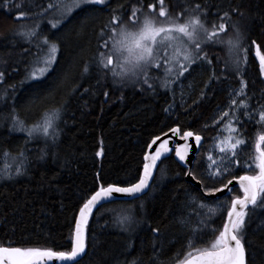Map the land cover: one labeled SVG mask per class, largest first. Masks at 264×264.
Listing matches in <instances>:
<instances>
[{"label":"snow or ice","instance_id":"6c2138e0","mask_svg":"<svg viewBox=\"0 0 264 264\" xmlns=\"http://www.w3.org/2000/svg\"><path fill=\"white\" fill-rule=\"evenodd\" d=\"M111 2L42 0L37 5L35 0H20L12 5L17 9L13 19L27 22L19 23L10 31L12 40L8 44L15 47L17 41H23L30 48H35V52H31L32 59L25 68L24 79L18 84H9L7 88L4 81L8 63L0 58V95L6 96L11 89L14 96L16 90L25 85L33 88L32 99L25 107V112L34 117L33 122L27 123V117L22 118L15 108L5 117L11 121L10 131L26 134L25 143L43 139L46 145L49 142L55 144L61 131L59 124L67 104L66 97L81 87L78 82L74 83L75 74L71 66L60 69L57 77L59 83L55 89L41 87L48 76L57 71L60 40L56 34L77 11L94 14L107 10L110 13L97 34V52L91 64L84 62L81 77L95 66L101 74L110 75L113 81L121 84L131 82L147 86L152 91L157 88L173 90L186 73L191 74L194 67L202 63L212 65L206 47L224 45L228 57L224 70L230 68L241 77L240 88L229 94L227 107L218 110L211 125H204V128L215 127L217 134L211 138L213 143L202 171H197L205 163L201 158L204 137L200 132L180 124L168 127L166 131L161 129L159 134L145 141L140 167L132 178L134 182L118 180L108 183L103 181L100 173L96 174L94 185L80 196L66 250L0 244V264H88L85 257L90 258V220L108 214L111 220L106 223L116 225L123 233L133 232L137 225L147 224L148 221L143 218L142 197L148 196L157 174L161 179L167 177L164 161L172 158L173 154L186 169L183 176L190 177L199 186V196H190L185 190L186 206L206 210L203 215L196 211V227H191V221L187 218L180 220L189 232L184 246L187 251L177 253L173 257L174 264H250L248 248L252 245L245 234L258 211L264 210V131L256 136L255 154L245 159L248 141L244 138L240 115L264 128V105L253 107L249 104L247 82L242 72L248 62L250 48H253L254 58L259 64V75L264 77V45L246 36L238 23L233 21L234 15L242 17L244 13L239 4L233 7L231 0H228L227 9L216 5L215 12L210 11L212 5L207 0H184L181 10L176 13L171 11L166 0H136L130 10L120 3L111 7ZM10 4L11 0H4V8L9 12ZM210 15L216 19L209 21ZM44 27L48 28L47 33ZM29 52L30 49H23L21 54L27 55ZM216 62H220L219 56H216ZM15 70L12 69L13 72ZM161 71V76L152 74ZM219 79L214 71L209 83ZM209 83L205 84V88ZM103 95L108 97L109 93L105 91ZM204 96L205 93L201 91L200 98ZM173 107L169 105L164 111L170 112ZM103 152L101 141L95 155L100 157ZM3 155L11 157L16 163L14 170L11 165L0 170V178L12 179L25 174L29 163L25 150L17 151L14 156L4 151ZM44 155L42 149L39 159H43ZM201 197L212 198V202L206 203ZM213 217L220 221L218 227L212 226L216 223ZM260 227L264 228V220L260 222ZM149 230L154 237H159L161 229L158 226L149 224ZM209 236L210 239L207 238ZM124 247L125 253L121 254L130 255L127 250L133 248L131 238ZM152 252L153 264H157L160 248L155 242ZM117 264L141 262L135 258L124 262L117 260Z\"/></svg>","mask_w":264,"mask_h":264},{"label":"trees","instance_id":"16d2710c","mask_svg":"<svg viewBox=\"0 0 264 264\" xmlns=\"http://www.w3.org/2000/svg\"><path fill=\"white\" fill-rule=\"evenodd\" d=\"M19 2L11 0L9 12L4 8V0H0V44L5 45L0 46V58L8 63L5 88L24 79L25 68L32 59L31 52H35V48H30L23 41H17L15 47L8 44L12 40L10 31L19 23L27 22L13 19L17 9L12 5ZM207 2L212 5L211 12L216 11V5H221L223 9L229 7L228 0ZM231 2L233 7L239 4L244 13L242 17L234 15L233 21L238 23L246 36L264 45V0ZM35 3L39 5L42 0H35ZM118 3L130 10L136 0H112L111 7H116ZM166 3L176 13L181 10L184 0H166ZM109 15L107 10L94 14L77 11L56 34L60 40L57 71L48 76L41 87L55 89L59 83L57 77L60 69L69 66L75 74L74 83L78 82L81 87L66 97L67 104L59 124L61 131L55 144L49 142L46 145L43 139L25 143V133L10 131L11 121L5 117L12 108L22 118L27 117V123L33 122L31 113L25 112V107L32 99L33 88L25 85L18 88L14 96L11 89L6 96L0 95V170L9 165L14 170L16 163L11 157L6 158L4 151L14 156L17 151L25 150L29 160L25 174L12 179L0 178V244L66 250L80 196L94 185L96 174L100 173L103 181L108 183L118 180L134 182L132 178L137 175L140 167L145 141L159 134L161 129L166 131L168 127L180 124L200 132L205 139L201 149V158L205 163L197 171H202L206 166L207 153L213 143L211 138L217 131L215 127L204 128V125H211L218 110L227 107L229 94L240 88L241 77L230 68L224 70L228 59L226 46L206 47L212 65L202 63L194 67L191 74L186 73L173 90L157 88L152 91L147 86L131 82L121 84L113 81L110 75L101 74L95 66L90 67L89 72L81 77L84 62L91 64L97 52V34ZM208 19L213 21L216 17L210 15ZM44 32H48L47 27H44ZM23 49H30L29 54L22 55ZM216 56L220 57L219 63L216 62ZM214 71L220 79L209 83ZM152 74L161 76L163 73ZM242 77L247 82L249 104L253 107L264 105V77L259 75V64L254 58L253 48H250ZM206 83H209L207 88ZM105 91L109 93L108 97L103 95ZM201 91L205 93L203 99L200 98ZM194 101L197 103L194 104ZM169 105L174 107L170 112H165L164 109ZM240 119L243 121L244 138L248 141L246 159L255 154L256 136L264 128L242 115ZM101 141L104 152L97 157L95 153L100 149ZM42 149L45 155L39 159ZM164 166L167 168V177L161 179L157 174L148 196L142 197L143 218L148 221L147 224L137 225L135 231L123 233L116 225L106 223L111 220L108 214L90 220V258L85 257L88 264H117V260L124 262L135 258H139L141 264H153L154 242L160 248V254L156 257L157 264H174L173 257L187 251L184 246L189 232L180 220L187 218L191 221L190 226L196 227V211L203 215L206 210L186 206L185 190L190 196H199L200 192L197 186L183 176L186 169L177 162L174 154L164 161ZM201 200L212 202V198L201 197ZM134 203L138 204L139 201ZM212 219L216 221L212 226L218 227L220 221L215 217ZM262 220L264 210H259L245 234L252 245L250 248L246 245L250 253V264H264V228L260 227ZM149 224L161 229L159 237H154ZM129 238L133 248L127 251L131 254H121L125 253L124 245Z\"/></svg>","mask_w":264,"mask_h":264},{"label":"water","instance_id":"95a60500","mask_svg":"<svg viewBox=\"0 0 264 264\" xmlns=\"http://www.w3.org/2000/svg\"><path fill=\"white\" fill-rule=\"evenodd\" d=\"M179 142V141H178ZM204 142H205V139L203 140V144H204ZM191 158V157H190ZM186 179L188 180V181H190L192 184H194L195 186H197L198 188H199V186L197 185V183L195 182V181H193L190 177H186ZM219 195V194H218ZM13 247V246H12Z\"/></svg>","mask_w":264,"mask_h":264},{"label":"rangeland","instance_id":"374dc122","mask_svg":"<svg viewBox=\"0 0 264 264\" xmlns=\"http://www.w3.org/2000/svg\"><path fill=\"white\" fill-rule=\"evenodd\" d=\"M159 76V75H158Z\"/></svg>","mask_w":264,"mask_h":264}]
</instances>
